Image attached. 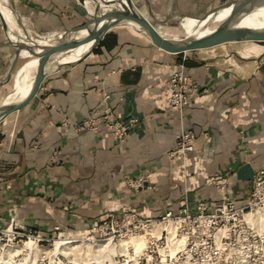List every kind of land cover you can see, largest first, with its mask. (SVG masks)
<instances>
[{"label": "crops", "instance_id": "0c3cea01", "mask_svg": "<svg viewBox=\"0 0 264 264\" xmlns=\"http://www.w3.org/2000/svg\"><path fill=\"white\" fill-rule=\"evenodd\" d=\"M102 1L108 0H10V10L0 0V105L15 88L13 76L6 80L13 44L54 45L86 23L96 4L99 12L116 9ZM130 1L161 35L176 37L181 26H193L227 0ZM89 44L54 58L36 95L0 121V229L12 223L50 236L57 226L64 235L83 236L124 210L157 218L199 200L241 203L264 169V52L220 53V44L169 53L124 23L80 57ZM33 58L20 51L14 70ZM181 68L197 92L180 116L167 103L165 81ZM34 73L28 67L21 75ZM102 92L111 95L116 120H135L121 141L101 125L76 130L92 107L103 105ZM181 125L194 132V150L169 160ZM143 173L149 189L125 185L124 176Z\"/></svg>", "mask_w": 264, "mask_h": 264}, {"label": "built area", "instance_id": "2783aa9c", "mask_svg": "<svg viewBox=\"0 0 264 264\" xmlns=\"http://www.w3.org/2000/svg\"><path fill=\"white\" fill-rule=\"evenodd\" d=\"M6 4L8 6V0ZM1 18L3 19L2 16ZM3 22L5 23L4 19ZM165 87L167 103L181 116L191 98L196 94L197 84L187 77L181 68L167 78ZM110 98L109 93L102 92L103 105L92 107L87 118L76 127V130L95 131L101 125L111 133L113 141H121L127 135L129 125L135 120L131 119L128 123L116 120L109 104ZM66 123L68 121L64 118L62 124ZM194 141V132L181 125L174 137L172 147L166 152L167 158L169 160L185 159L187 154L194 150ZM123 181L128 188L134 191L150 188L147 173L124 176ZM224 186L225 182L218 184L217 188L222 191ZM119 221L121 224L145 225L168 223L174 227V236L176 232L185 234L186 242L181 252L186 253L185 249L188 248L187 256L193 259L194 264L198 262V264H213L221 260L222 254L232 255L234 259L248 262L264 252V169L261 168L254 174L249 194L241 203L231 199H222L217 204H211L208 200H199L192 207L184 204L176 213L165 210L157 218H141L124 210L119 218L109 214L104 221L94 227L92 232L99 235L115 233L114 228L119 227ZM0 235H6L12 241L29 240L36 237L40 242L54 237L59 239L62 232L55 226L50 237H43L36 230H20L10 223L0 229ZM179 245L177 242L176 246Z\"/></svg>", "mask_w": 264, "mask_h": 264}, {"label": "rangeland", "instance_id": "374dc122", "mask_svg": "<svg viewBox=\"0 0 264 264\" xmlns=\"http://www.w3.org/2000/svg\"><path fill=\"white\" fill-rule=\"evenodd\" d=\"M9 1L8 6L11 7ZM197 23L196 20L193 26H181L183 32L176 37L187 36ZM218 24V22L209 23L206 33ZM257 47L258 45L253 42H229L221 44L218 52L226 51L234 55L240 52L242 56L248 52L250 56H257L264 52ZM28 67L33 66L26 68ZM26 68L15 77V88L14 90L12 88L7 96V102L20 93L16 83L18 77H21L20 82L24 87L30 84L32 78L25 76L26 80H23L24 75H21ZM114 229H116L115 233L105 235L92 231L83 236L71 237L62 234L59 239L54 237L40 242L36 237L12 241L6 235H0V264H194L193 259L187 256L188 248L185 249L186 253L181 252L186 242L185 234L176 232L174 236V227L168 223L145 225L121 224L119 221V227ZM58 241L68 243L62 244L60 249H57L55 243ZM28 242H33V247L27 245ZM177 242L179 246H176ZM231 256L222 254L221 260L213 264H264V252L248 262H242Z\"/></svg>", "mask_w": 264, "mask_h": 264}, {"label": "water", "instance_id": "95a60500", "mask_svg": "<svg viewBox=\"0 0 264 264\" xmlns=\"http://www.w3.org/2000/svg\"><path fill=\"white\" fill-rule=\"evenodd\" d=\"M102 2L113 3L116 9L99 12L98 5L96 4L92 16L86 23L73 31L62 34L54 45L37 43L34 40L28 39L26 41H16L13 44L16 46V50L6 80L12 77L15 73L14 65L19 57L20 51H25L27 54L36 57L37 68L29 91L25 97L17 103L3 102L0 105V121L8 114L26 105L36 95L38 88L47 73V62L52 59V57L55 55H61L87 43H90V46L81 57L89 54L99 41L102 34L116 24L124 23L131 27H133L132 25L138 26L139 29L134 28L136 31L143 34L155 46L169 53H184L203 50L229 42H254L264 47V28L251 30L238 28L236 26V22L242 16L256 9L263 8L264 0H227L220 8L233 6L237 7L239 10L230 14L228 18L220 22L209 33L198 37L184 36L180 38H168L159 34L153 24H151L143 14L132 6L130 0H108L107 2ZM85 13V11L82 12V14ZM206 17L207 16L199 20L202 21ZM81 31H84L85 34L77 37V33H80ZM72 34H74V36H71Z\"/></svg>", "mask_w": 264, "mask_h": 264}, {"label": "bare ground", "instance_id": "6f19581e", "mask_svg": "<svg viewBox=\"0 0 264 264\" xmlns=\"http://www.w3.org/2000/svg\"><path fill=\"white\" fill-rule=\"evenodd\" d=\"M239 9L237 7H233V6H229V7H226V8H220L218 9L215 13L207 16L205 19H203L202 21L200 20H197L198 23L197 25L194 27V29L192 30V32L190 34H188L187 36H191V37H198V36H201V35H204L206 34V27L208 26L209 23L211 22H222L223 20H225L227 17H229L230 14H233L235 12H237ZM133 28H138V26L136 25H132ZM236 26L238 28H244V29H251V30H256V29H262L264 28V7L263 8H259V9H256L248 14H245L244 16H242L237 22H236ZM214 29V28H213ZM212 29V30H213ZM81 33H85L84 31H81ZM159 33V32H158ZM209 33V32H207ZM160 34V33H159ZM163 36V35H162ZM164 37V36H163ZM168 38H180V37H168ZM254 43V42H253ZM256 45H258L257 49L258 50H264V47L262 45H259L257 43H254ZM90 46V44H89ZM88 46V47H89ZM79 47V46H78ZM78 47L70 50V51H67L61 55H55L54 57H52V59H50L48 62H47V65H46V70L47 71H50L49 68H48V64L56 57H59V59H61L62 57L70 54L71 52H73L75 49H77ZM88 47L85 49V51L83 52V54H85V52L88 50ZM25 52V51H23ZM27 53V52H26ZM82 54V55H83ZM81 55V56H82ZM26 56V55H25ZM27 56H29L27 54ZM80 56V57H81ZM34 57V56H33ZM60 65V64H59ZM27 66H33L35 68V71H36V68H37V58L34 57L33 60H30V61H27L26 63H24L18 70L15 71L13 77H14V80H15V77L17 76V74L23 70L24 68H26ZM35 74V73H34ZM34 76V75H33ZM33 76H32V79H33ZM32 79H31V82L29 85H26L24 87V85L20 82L21 81V77H18L17 80H16V83L18 85V88H19V94L14 97L12 100L8 101L7 100L4 102V103H17L19 102L20 100H22L25 95L27 94V92L29 91V88H30V85L32 83ZM20 84V85H19ZM68 242H61V241H58L55 243V248L57 249H60V246L62 244H66ZM27 245L29 246H32L34 245L33 242H28Z\"/></svg>", "mask_w": 264, "mask_h": 264}]
</instances>
